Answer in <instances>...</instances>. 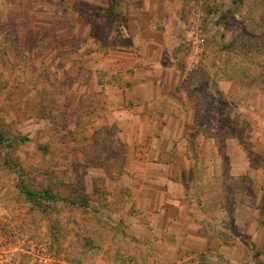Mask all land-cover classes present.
Segmentation results:
<instances>
[{
    "label": "rangeland",
    "instance_id": "374dc122",
    "mask_svg": "<svg viewBox=\"0 0 264 264\" xmlns=\"http://www.w3.org/2000/svg\"><path fill=\"white\" fill-rule=\"evenodd\" d=\"M4 1L0 7L1 264H172L173 258L164 256L158 244L137 245L148 241L127 233L121 224L129 219L108 210L107 180L130 156L142 161L144 151L125 149L127 139L123 137V143L114 129L92 133L90 126L97 118L87 119L102 109L96 97L101 94L73 87L86 77L87 58H95L101 48L109 55L124 40L132 7L126 8L122 0ZM168 1L159 0V10L177 18L173 23L161 19L158 29L170 32L177 41L172 55L186 73L183 88L201 112L192 118V126L203 125L209 132L220 128L215 162L226 168H214L212 146L207 143L201 150L197 143L187 150L190 147L184 143L162 153L160 161L182 164L189 159L194 169L196 155L202 159L192 181L196 205L204 207L200 216L234 243L237 204L254 202L262 190L264 220L263 153L251 144L242 145L250 126L264 133V113L259 114L264 104L250 109L239 102L234 117V109L227 110L225 91L231 84V94L232 84L239 83L264 96V0ZM7 4L11 12L5 10ZM70 25L76 28L75 35ZM31 28L37 34L35 43ZM230 139L240 140L238 150L254 164L247 181L242 176L233 181L227 170V162L234 159L228 155ZM126 202L121 199L118 204L125 207ZM226 228L234 232L229 235ZM248 238L241 239L252 242ZM252 251L257 263H251L263 264L262 251L256 247ZM217 252L212 249L195 260L228 264Z\"/></svg>",
    "mask_w": 264,
    "mask_h": 264
},
{
    "label": "crops",
    "instance_id": "0c3cea01",
    "mask_svg": "<svg viewBox=\"0 0 264 264\" xmlns=\"http://www.w3.org/2000/svg\"><path fill=\"white\" fill-rule=\"evenodd\" d=\"M122 1L126 8L132 7L126 37L118 42L114 51H109V55L101 48L94 54L95 58H87L86 77L73 86L74 89L75 86H83L101 94L96 97L103 104L102 109H98L95 115L90 114L87 119L97 118L90 126L92 133L99 129H114L118 138L127 139L125 149L136 151L139 148L145 154L136 155H141L142 161L130 156L115 177L107 180V193L110 194L108 210L118 218L129 219L128 223L121 224L127 233L148 241L137 245L152 247L158 244L164 256L173 258L172 264H191L212 249L217 250L216 256L219 254L228 264H253L257 263L252 251L254 247L262 251L259 261L264 264L263 190L256 195L254 202L241 201L237 204L234 225L238 233H234V237L238 241L233 243L231 236L227 239L220 235L200 216L204 207L196 205L197 196L193 193L192 181L198 175L202 159L196 155L198 162L194 169H191L189 159L182 164L160 161L162 153L171 152L184 143L190 147L187 150L192 149L193 143H197L199 150L207 143L212 146L214 168L221 171L226 168L222 162H215L220 145V128L209 132L203 125L192 126V118L201 112L193 105V96L183 88L186 73L172 55L177 41L170 36V32L158 29L161 19L173 23L177 17H168L164 10H159V0ZM4 2L0 0V7ZM10 9L8 5L5 10L11 12ZM70 27L75 35L76 28ZM31 31L30 39L35 43L37 34L32 28ZM225 85L227 87L228 84ZM230 85L225 91L226 106L229 107L227 110L234 109V117L239 114V102L250 109L264 104L260 90L233 83L234 88L229 94ZM262 113L259 111V114ZM245 143L262 151L264 158L263 132L250 126L242 145ZM228 144V155L234 157L233 162H227L231 179L234 181L233 177L242 176L243 180H249L254 164L238 150L241 147L239 139H230ZM121 199L127 201L125 207L119 206ZM231 231L226 228L224 232L230 235ZM242 236L249 237L252 242L242 240ZM195 262L198 264L199 260Z\"/></svg>",
    "mask_w": 264,
    "mask_h": 264
},
{
    "label": "trees",
    "instance_id": "16d2710c",
    "mask_svg": "<svg viewBox=\"0 0 264 264\" xmlns=\"http://www.w3.org/2000/svg\"><path fill=\"white\" fill-rule=\"evenodd\" d=\"M115 0H112V2H114ZM0 142H1V139H0ZM27 195L31 198V197H34V194L32 193H27ZM51 201H54V202H58L59 200H56L55 198H49ZM72 205L74 206H80V207H83V208H87L88 205L83 203V202H79V203H71ZM262 224H264V220L262 221Z\"/></svg>",
    "mask_w": 264,
    "mask_h": 264
},
{
    "label": "built area",
    "instance_id": "2783aa9c",
    "mask_svg": "<svg viewBox=\"0 0 264 264\" xmlns=\"http://www.w3.org/2000/svg\"><path fill=\"white\" fill-rule=\"evenodd\" d=\"M2 260H3V259H2V256H1V254H0V264L2 263Z\"/></svg>",
    "mask_w": 264,
    "mask_h": 264
}]
</instances>
